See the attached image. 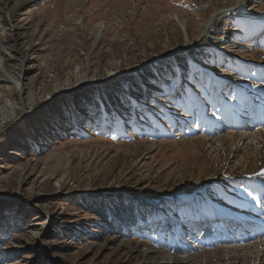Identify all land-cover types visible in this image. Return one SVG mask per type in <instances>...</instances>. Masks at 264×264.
I'll return each mask as SVG.
<instances>
[{
    "label": "rangeland",
    "instance_id": "rangeland-1",
    "mask_svg": "<svg viewBox=\"0 0 264 264\" xmlns=\"http://www.w3.org/2000/svg\"><path fill=\"white\" fill-rule=\"evenodd\" d=\"M232 5L264 15V0H0V264H264L225 249L264 241V166L191 142L264 130V26L207 24ZM202 214L248 220L217 233Z\"/></svg>",
    "mask_w": 264,
    "mask_h": 264
},
{
    "label": "bare ground",
    "instance_id": "bare-ground-1",
    "mask_svg": "<svg viewBox=\"0 0 264 264\" xmlns=\"http://www.w3.org/2000/svg\"><path fill=\"white\" fill-rule=\"evenodd\" d=\"M207 7H208V1L204 2V4L201 6V9H207ZM238 7H239V5H232V6H229V7H225L223 9L220 8V10L218 12H216L215 14H213L211 16V18L207 19V24L211 25L217 18L227 15L229 12H235L236 14L239 15V13L236 12ZM239 16H240L239 17L240 20L247 27L248 35H250V36H247V37H249V38L251 37L253 39H254V37L256 38L257 37L256 36V31L257 32H258V30L260 31V29L263 28V26H264V15L258 16V14H253V13H248L247 12V14L243 13V14H240ZM180 26L183 27L184 25L180 24ZM100 34H101V26H100V28L97 31V34L95 36V38L97 37L96 40H98V38L100 37ZM1 53H3V51H1ZM0 59H1V57H0ZM2 72H5L4 68L2 69ZM8 81L11 82L12 80L8 79ZM14 85H15L16 89L19 90V83L15 82ZM168 95H170V93ZM236 120H238V118H236ZM192 139H194V138H192ZM191 142H193V144L195 146L207 148L208 152H210L211 154H214L213 155L214 158H216L217 155H218V152H220V151H217V150H225L226 148L228 150H236L238 147L240 148L239 145L244 144L245 147L242 150L244 151V153H245V150H246V154H245L243 159L240 158L238 160L240 162L239 164H241V166H245V164H247L246 165L247 168H250V167H248V165L249 166H253L254 165V169L252 171L261 170L262 167L264 166V130H261V129H258L256 132H251V133H247L246 131L245 132L242 131L241 133L238 132V131H236L235 133L229 132L227 134H220L218 138L210 139V140H209V138L205 139L202 136H198V137H196V139L192 140ZM217 143H218V146L216 147ZM152 146H153V144H152ZM217 148H219V149H217ZM257 163H260V164L257 165ZM251 204H254V203H251ZM233 207H234V209L232 211L235 210V206H233ZM256 210H257V214H263L264 215V212L262 210H260V209H256ZM256 218H258V217H256ZM261 218H262V216H261ZM237 219H238L237 223L240 224V223H244L245 221H247L248 217H246V216H240V217L237 216ZM254 220H256V219H254ZM263 221H264V219H263ZM239 224H238V226H239ZM260 226H262V222H261ZM252 230H256V229L253 228ZM263 233H264V229L262 231V234ZM252 234H254V233H252ZM34 237L37 238L38 234L34 233ZM243 237H240V238L242 239ZM252 237L254 238V236H252ZM245 238H246V241L247 240L249 241V239H250L249 237L247 238V236H245L242 239L243 242L245 241ZM242 240H240V241H242ZM246 241H245V243L241 242L239 247L237 245L235 247V245H234V246L226 247L225 249H230V250H234L235 249V251L237 252L236 253L237 257H238L239 254H241L242 256H246V257H249L251 254H255L254 258L256 260L261 258V257L264 258V241L260 242L262 244L258 243L257 241H254V242H250L249 241L250 243H246ZM242 256H239L238 258H242ZM166 258L169 259L168 263L186 262V261H182L181 259H180L181 260L180 261L178 258L173 257V256H167Z\"/></svg>",
    "mask_w": 264,
    "mask_h": 264
},
{
    "label": "trees",
    "instance_id": "trees-1",
    "mask_svg": "<svg viewBox=\"0 0 264 264\" xmlns=\"http://www.w3.org/2000/svg\"><path fill=\"white\" fill-rule=\"evenodd\" d=\"M112 98V97H111ZM124 204L123 203H118L116 209H117V212H118V215L115 218L116 222L117 223H120L123 218H125L126 214H129L131 211H132V206H123ZM97 210L95 211V214H97V216H99L101 219H103L105 222L107 221V216L105 214V210L103 209L105 206H103L102 203H98L95 205ZM104 210V211H103ZM109 227H115L114 225L112 226L110 223H109Z\"/></svg>",
    "mask_w": 264,
    "mask_h": 264
}]
</instances>
